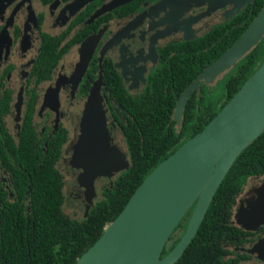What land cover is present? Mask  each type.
I'll use <instances>...</instances> for the list:
<instances>
[{"label":"flooded vegetation","instance_id":"1","mask_svg":"<svg viewBox=\"0 0 264 264\" xmlns=\"http://www.w3.org/2000/svg\"><path fill=\"white\" fill-rule=\"evenodd\" d=\"M257 7L256 0H10L0 18V215L10 211L26 218L30 174L52 164L62 177L63 207L74 219L86 217V206L91 209L121 173L95 178L94 195L88 196L78 182L82 170L71 166L85 105L100 74L109 144L129 162L123 126L132 117L111 92L119 86L134 99L152 84L176 82V73L183 77L184 57L201 55L197 43L216 42V28ZM89 39L96 45L77 82L81 45ZM229 71L193 92L199 95L202 83L216 86ZM180 96L171 117L178 130L184 111L177 121L174 110ZM231 213L232 228L220 244L226 255L218 264H264V175L246 180ZM177 226L173 243L184 232H176Z\"/></svg>","mask_w":264,"mask_h":264},{"label":"trees","instance_id":"2","mask_svg":"<svg viewBox=\"0 0 264 264\" xmlns=\"http://www.w3.org/2000/svg\"><path fill=\"white\" fill-rule=\"evenodd\" d=\"M256 4L258 9L244 11L230 25L216 28V42L208 43L204 38L197 43L201 55L184 57L183 77L180 78L177 71L176 82H167L165 86L152 84L148 91L134 99L126 96L119 86L111 92L132 117L123 126L130 167L120 173L112 188L104 191L86 217L74 219L63 212L62 177L52 164L31 172L27 217L10 211L0 215V264H76L99 239L105 226L121 213L153 169L200 132L263 63L264 36L216 86L209 88L202 83L200 94L190 95L179 130L176 128L175 121L171 120L175 99L241 36L264 0H256ZM57 58H53V63ZM263 175L264 132L236 158L217 188L198 232L175 264L220 263L226 255L220 244L223 234L232 228L229 220L235 198L249 177ZM189 214L179 222L177 229L185 230ZM169 251L164 250L162 257Z\"/></svg>","mask_w":264,"mask_h":264},{"label":"water","instance_id":"3","mask_svg":"<svg viewBox=\"0 0 264 264\" xmlns=\"http://www.w3.org/2000/svg\"><path fill=\"white\" fill-rule=\"evenodd\" d=\"M222 1V0H219ZM10 0H0V18ZM103 12V11H102ZM264 36V7L244 33L185 89L178 99L174 116L177 121L191 93L231 70ZM96 40V39H95ZM81 45L76 70L80 81L92 56L96 41ZM101 74L93 84L80 124V137L72 156V165L81 169L79 184L85 194L93 196V180L111 177L128 170L126 155L110 147L104 116L100 112ZM264 132V61L235 95L205 125L173 154L159 163L138 186L121 213L107 224L99 239L77 259L80 264H175L190 245L204 219L214 194L240 153ZM222 146V157L209 161ZM204 169L210 178L200 186L199 172ZM90 202V201H89ZM90 206H86L87 216ZM186 228L176 245L169 237L186 217ZM112 244V258L101 251ZM251 255L261 261L254 250Z\"/></svg>","mask_w":264,"mask_h":264},{"label":"bare ground","instance_id":"4","mask_svg":"<svg viewBox=\"0 0 264 264\" xmlns=\"http://www.w3.org/2000/svg\"><path fill=\"white\" fill-rule=\"evenodd\" d=\"M226 148H227V146H222V147L218 150L217 153H215L214 155L210 156V157L207 158V159H208L209 161H213V160H218V159H220V158L222 157V154L225 152ZM199 176H200V178H199V180H200V186H202V185H203V184H204V183L210 178V175H208L207 172H206L204 169H201V170H200V172H199ZM112 247L114 248L115 246L112 245V244H107V245H105V246H103V247L101 248V251H102L103 253H105L106 255H109V256L112 258L114 252H113V253L109 252V251L112 250ZM88 260H89V258L86 257L84 260H82V261L80 262V264H87Z\"/></svg>","mask_w":264,"mask_h":264},{"label":"rangeland","instance_id":"5","mask_svg":"<svg viewBox=\"0 0 264 264\" xmlns=\"http://www.w3.org/2000/svg\"><path fill=\"white\" fill-rule=\"evenodd\" d=\"M70 56L68 55L67 57H65L64 58V60L63 61H69L70 60V58H69ZM100 112H101V115L102 116H104V120H105V115H104V112H103V109H102V105H101V102H100ZM76 147V146H75ZM122 148H124V146H123V143H122ZM74 150H75V148H74ZM73 154H74V152H73ZM73 156V155H72ZM71 161H72V158H71ZM71 166L72 167H74L73 165H72V162H71ZM75 168V167H74ZM77 169V168H76ZM103 177H107V176H103ZM96 178H99V177H96ZM64 182H65V184H66V186H70V181H69V178H66V175H65V179H64ZM80 187H82L81 185H80ZM83 188V187H82ZM88 206V205H87ZM68 210V208L65 206V207H63V212L66 214V215H69V216H71V217H75L74 215H71V214H69V212H70V210ZM189 212H191V211H189ZM240 214V213H239ZM190 215V214H189ZM242 214H240V217H242L241 216ZM244 215V214H243ZM189 217V216H188ZM239 217V216H238ZM76 218V217H75ZM262 218L263 217H260V219L259 220H262ZM79 219V218H78ZM81 219V218H80ZM239 224L241 225V224H243V223H241V221L239 222ZM257 224V223H256ZM262 224V223H261ZM180 229V228H179ZM179 229L176 231V232H178L179 231ZM174 232V231H173ZM173 232H172V234H171V236L169 237V241H171V240H176L177 238H178V236H179V234L178 233H175V234H173ZM173 235V236H172Z\"/></svg>","mask_w":264,"mask_h":264}]
</instances>
